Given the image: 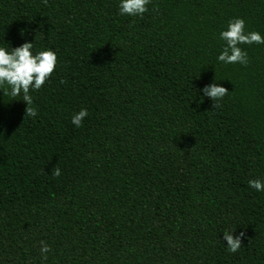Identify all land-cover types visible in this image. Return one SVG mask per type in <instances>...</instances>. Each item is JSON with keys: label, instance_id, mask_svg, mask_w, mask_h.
Returning a JSON list of instances; mask_svg holds the SVG:
<instances>
[{"label": "trees", "instance_id": "1", "mask_svg": "<svg viewBox=\"0 0 264 264\" xmlns=\"http://www.w3.org/2000/svg\"><path fill=\"white\" fill-rule=\"evenodd\" d=\"M147 7L0 0V45L58 59L30 90L36 116L0 89V264H264V192L248 186L264 179V45H241L247 66L215 59L232 17L264 35V0ZM211 82L228 91L215 109ZM225 230L244 234L235 253Z\"/></svg>", "mask_w": 264, "mask_h": 264}, {"label": "clouds", "instance_id": "2", "mask_svg": "<svg viewBox=\"0 0 264 264\" xmlns=\"http://www.w3.org/2000/svg\"><path fill=\"white\" fill-rule=\"evenodd\" d=\"M151 0H118V11L121 16L138 17L147 10ZM220 42V50L215 59L223 65L239 64L247 66L249 57L247 50L241 45H264V35L256 30H248L242 17L230 18L216 37ZM0 45V89H4L11 97L22 96L25 102V112L29 118L36 116L37 108L33 105L32 92L41 89V86L50 78L57 67V52L52 48L37 49L32 41H25L17 47ZM63 83V81H61ZM200 91L203 97H208L212 102V109L220 106V101L228 91L224 86L211 82L204 85ZM24 112V113H25ZM89 115L88 110L80 108L74 112L70 121L76 128L81 127L83 118ZM61 169L53 166L52 175L58 177ZM248 186L256 192H264V179H249ZM226 241V251L237 252L241 247L243 233L233 236V231L222 232ZM51 248L44 241H40L41 260L47 259Z\"/></svg>", "mask_w": 264, "mask_h": 264}]
</instances>
